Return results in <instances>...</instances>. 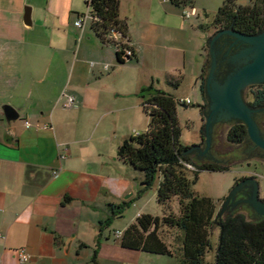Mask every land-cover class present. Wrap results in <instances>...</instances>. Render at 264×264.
I'll list each match as a JSON object with an SVG mask.
<instances>
[{
	"label": "crops",
	"instance_id": "0c3cea01",
	"mask_svg": "<svg viewBox=\"0 0 264 264\" xmlns=\"http://www.w3.org/2000/svg\"><path fill=\"white\" fill-rule=\"evenodd\" d=\"M88 1L0 0V264H181L171 230L163 239L170 255L121 245L129 224L154 215L139 200L143 176L123 174L105 148L111 138L118 147L147 129L143 87L175 94L190 75L201 92L208 63L202 23L168 0H119L135 55L119 63L115 47L92 30ZM5 105L19 118L6 122ZM125 204L135 213L118 223Z\"/></svg>",
	"mask_w": 264,
	"mask_h": 264
},
{
	"label": "trees",
	"instance_id": "16d2710c",
	"mask_svg": "<svg viewBox=\"0 0 264 264\" xmlns=\"http://www.w3.org/2000/svg\"><path fill=\"white\" fill-rule=\"evenodd\" d=\"M173 6L185 9L195 8L193 0H168ZM91 28L101 42L116 49L117 61L124 62L128 55L135 58L125 35L126 23L120 18L119 0H89ZM264 22V0H253L249 4H237L236 0H224L218 8L211 26L215 31L232 27L250 34L261 28ZM201 28L205 26L199 25ZM203 70L200 76L204 79ZM166 82L177 88L180 82L172 76ZM203 91V83L200 85ZM252 89L253 107L264 106V84ZM141 106L148 117L144 132L130 135L117 147V157L136 172L142 174L139 194L157 183L156 199L162 208V215L140 214L121 235V245L157 254H172L163 240L161 228L174 231L179 242L181 264H209L206 254L211 251L213 222L216 218L215 202L206 196L197 195L192 185L203 170H224L214 162H196L191 154L181 155L189 146L181 140L182 127L177 116L180 99L171 92L158 89L154 84L143 87L139 92ZM200 107H203L200 106ZM247 134L243 123H234L227 131L231 144H241ZM187 165H191L190 169ZM192 175V178H190ZM177 199L178 213L171 209V202ZM219 236L212 264H264V219L249 221L243 213H236L226 219L220 218ZM221 234V239L219 237ZM217 260L216 253L218 249Z\"/></svg>",
	"mask_w": 264,
	"mask_h": 264
},
{
	"label": "water",
	"instance_id": "95a60500",
	"mask_svg": "<svg viewBox=\"0 0 264 264\" xmlns=\"http://www.w3.org/2000/svg\"><path fill=\"white\" fill-rule=\"evenodd\" d=\"M24 20L31 23L30 8L25 7ZM210 59L205 68L204 95L208 102L202 109L206 118L203 128L206 141L202 147H189L181 155L196 152L194 159H210L227 164L232 158H264V130L260 120L264 119V106L254 108L244 100L243 90L249 85L264 84V25L259 33L234 32L232 24L216 32L209 39ZM129 58V56H126ZM4 119L10 123L19 118L17 110L3 107ZM243 123L247 134L241 148L227 153H213L212 146L218 140L221 124ZM255 180L246 179L233 186L216 218L226 219L234 212L246 210L254 222L264 219V202L258 197ZM216 225V219L213 222ZM221 239V234L219 241ZM216 253V260L217 254ZM217 264V261H216Z\"/></svg>",
	"mask_w": 264,
	"mask_h": 264
},
{
	"label": "rangeland",
	"instance_id": "374dc122",
	"mask_svg": "<svg viewBox=\"0 0 264 264\" xmlns=\"http://www.w3.org/2000/svg\"><path fill=\"white\" fill-rule=\"evenodd\" d=\"M224 0H193V6L197 9L199 22H201L205 27L201 28V33L203 34V37L205 39V44L207 47V50H205L204 56H208V61L210 59L209 56V38L214 35L216 32L214 27L211 26V22L213 20V17L215 16L218 8L223 4ZM253 0H236L237 4L246 5L252 2ZM188 9L190 7H187ZM194 19V17L190 18ZM207 51V52H206ZM201 67L196 68L197 75H200ZM199 78V83H201V78ZM196 78H191L190 75H187L185 79H183L181 85L177 89H171L173 92H175L177 98H189L191 102L189 104H178L177 105V116L181 122L182 127V134H181V140L183 144L189 146V147H202L204 142L206 141L205 135L203 133V128L206 123V118L202 114L200 105L203 104V98L201 96L199 84L195 82ZM205 80V77H204ZM166 88V86H165ZM254 87L250 86L244 91V100L249 103L252 101V89ZM208 102L206 103L207 107ZM205 107V108H206ZM204 108V109H205ZM234 124V123H233ZM260 124L264 130V119L260 120ZM232 124L228 125L226 122H223L221 124V127L217 133L218 140L213 144L212 151L213 153H222L227 154L230 152H233L239 148L242 147L243 143L241 144H231L227 140V131L230 128ZM116 132L115 134H118ZM112 142V143H111ZM110 144L108 143L105 148V154L108 158L109 163H112L111 165H114L113 162L117 166V145H116V139L111 138ZM193 159L196 155V152L191 153ZM194 161L198 162L196 159ZM214 162L218 163L222 166H225L226 169L224 170H216V171H210V170H203L198 173V178L195 181V183L192 185L193 191L199 195V196H206L210 197L216 205V212L219 213L222 209V201L225 197H227L232 190L235 182L238 180L242 174H247L251 172H255L257 175V179L259 182V194L260 196L264 197V165L260 163V161L257 158L250 157V158H232L231 160H227V164H224V162H216L210 159H200L199 162ZM121 164L119 167L121 168V171L123 174H133L134 175L138 172L134 170L132 166L126 165L122 162H119ZM192 169V168H190ZM142 175V174H141ZM190 178H192V175H190ZM156 187L157 183H155L152 187L147 189L145 192H142L143 196L139 198L140 203L145 204V211L152 212V214L155 216V214H159L161 216L162 208L157 203L156 199ZM136 202V201H135ZM140 206V204H139ZM120 211L118 212L121 218L117 219L118 223H121L127 219H129L133 214L135 213L134 207L129 208L128 205H123L119 208ZM171 209L178 213L179 211V205L177 199H174L171 202ZM247 220L249 221H255V219H252L248 217L247 211L243 213ZM213 226L212 228V235L211 240L213 243V247H216V243L218 241L219 236V226ZM165 229V230H163ZM109 230H117V227H109ZM169 231L166 228H161L160 234L163 239L166 238V235ZM171 233V232H170ZM167 236H170L169 234ZM175 237V236H174ZM212 249L206 254V260L209 264L213 263L214 260V254L215 249ZM180 255V254H179Z\"/></svg>",
	"mask_w": 264,
	"mask_h": 264
},
{
	"label": "built area",
	"instance_id": "2783aa9c",
	"mask_svg": "<svg viewBox=\"0 0 264 264\" xmlns=\"http://www.w3.org/2000/svg\"><path fill=\"white\" fill-rule=\"evenodd\" d=\"M182 15H183V17L185 18V19H190V18H192V17H197L198 16V13H197V10L195 9V8H185V9H183V11H182ZM92 17V16H91ZM75 25L77 26V27H82V25H83V19L82 18H78L76 21H75ZM131 54V51H127V56L128 55H130ZM126 57V56H125ZM92 66L94 65L93 63L91 64ZM73 102H74V99H73V97H69L68 99H67V102L65 103L66 104V106H69V105H71V104H73ZM180 102L182 103V104H189L190 102H191V100L189 99V98H182V99H180ZM27 125L29 124V122L28 121H26L25 122ZM189 168H192V166L191 165H187ZM117 235L119 236V235H121V233L120 232H117ZM0 237H1V234H0ZM19 258H20V260L22 261V262H25V261H28L29 260V255L25 252V250L24 249H20L19 250Z\"/></svg>",
	"mask_w": 264,
	"mask_h": 264
},
{
	"label": "flooded vegetation",
	"instance_id": "af4514ba",
	"mask_svg": "<svg viewBox=\"0 0 264 264\" xmlns=\"http://www.w3.org/2000/svg\"><path fill=\"white\" fill-rule=\"evenodd\" d=\"M263 25H264V22H263ZM263 25H262L261 28H260L259 30H257L255 33H259V32L261 31V29L263 28ZM228 28H229V27H228ZM225 29H227V28H225ZM219 30H222V29H219ZM219 30H217V31H219ZM232 30H233L234 32H241V31H239V30H237V29H235V28H233V27H232ZM217 31H216V32H217ZM216 32L214 33V35L216 34ZM241 33H244V32H241ZM255 33H250V34H255ZM246 34H247V33H246ZM212 36H213V35H212ZM255 85H258V84H255ZM250 86H254V85H249V86H247V87L243 90V95H244V91H245L248 87H250ZM249 104H250V103H249ZM254 108H256V107H254ZM257 159L260 161V163H261L262 165H264V158H257ZM246 179H253V180H255V182H256V184H257V189H258V193H257V194H258L259 200H260L261 202H264V197L260 196V194H259V182H258L257 175H256L255 172H251V173H247V174H242V176H240V177L238 178V180L235 182L234 186H235L236 184H238L239 181L246 180ZM225 199H226V197L223 199V201H222V205L224 204ZM244 211L246 212V210H239V211L234 212L232 215H234V214H236V213H244Z\"/></svg>",
	"mask_w": 264,
	"mask_h": 264
}]
</instances>
